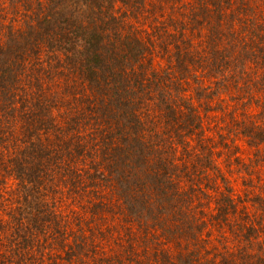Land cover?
Instances as JSON below:
<instances>
[{
    "label": "trees",
    "instance_id": "obj_1",
    "mask_svg": "<svg viewBox=\"0 0 264 264\" xmlns=\"http://www.w3.org/2000/svg\"><path fill=\"white\" fill-rule=\"evenodd\" d=\"M224 4L234 11L222 14ZM222 33L229 40L227 54ZM160 51L174 52L175 72L156 67ZM243 53L253 57L251 64L249 58H239ZM255 60L264 64V0H0V177L36 181L42 170L31 166L34 157L46 167L51 164L47 159L54 157L75 161L82 143L73 140L80 132L79 118L88 110L98 122L88 130L89 142L102 133L97 129L103 123L108 131L117 128L119 140L130 144L136 168L143 162L149 165L152 193L160 192L156 184L170 182L177 186L174 192L188 196L193 206L190 190L201 189L198 180L203 177L209 187L214 182L220 195L222 264H264V174L257 176L262 183L252 212L244 202L249 199L246 181L243 198L216 160L207 156L201 167L196 166L200 152L192 140L202 139L205 120L189 92L192 78L199 84L194 86L195 92L200 91L198 97L211 96L207 84L212 72L229 79L234 77L228 76L233 67L239 73L245 70L250 80L251 67L259 66ZM38 78L37 90L27 87ZM143 102L155 110L147 145L139 137L138 125L133 132L125 128ZM58 106L63 112L55 124ZM68 111L74 116L62 118ZM253 129L249 145L258 146L260 159L255 163L261 170L264 116ZM112 143L113 139L108 141ZM117 150L122 147L111 149L106 169L116 179L119 196L125 198L129 190L123 186L122 173L113 170L122 164L121 155L113 153ZM99 173L104 177L103 171ZM160 194L164 197L166 192ZM143 200V196L128 200V208L140 206ZM150 202L158 210L157 223L170 217L164 200ZM198 221L190 222L188 229L202 239L197 231L201 233L207 219Z\"/></svg>",
    "mask_w": 264,
    "mask_h": 264
},
{
    "label": "rangeland",
    "instance_id": "obj_2",
    "mask_svg": "<svg viewBox=\"0 0 264 264\" xmlns=\"http://www.w3.org/2000/svg\"><path fill=\"white\" fill-rule=\"evenodd\" d=\"M192 3L198 8L196 2ZM230 8L227 4L222 5V14H231L234 9ZM124 11L125 8L121 13ZM227 41L222 33V49L226 54L231 51L225 48ZM175 56L174 52L160 51L156 67L168 74L175 72ZM241 57L249 58L248 64H251V55L239 54ZM258 63L259 66L254 64L253 69L251 67L250 80L245 70L239 73L236 67L230 68L228 76L234 74V77L229 79L222 80V74L212 72L213 79L207 84V93H212L209 97H198L196 94L200 91L195 92V87L199 84L189 77L192 84L189 92L205 120L203 140H192L200 156L197 161L192 158L191 162L196 161L199 167L207 156L216 160L232 180L236 194L243 198L247 188L243 182L246 181L249 199L244 202L252 212L256 202L254 198L260 195L257 176L264 174V167L258 170L255 163L260 159L256 152L258 146L249 145L253 124L256 125L264 116V64ZM197 71V76L202 79L201 70ZM40 82V78L34 79L27 87L35 91V85ZM140 106L135 120L126 121L128 126L125 128L133 132L134 125H138L139 137L147 145L150 140L147 129L154 119L155 110L149 108V102ZM59 108L53 112L54 123L63 112ZM83 113V119L80 116L78 123L80 132L73 140V143H82L75 161L54 157L53 162L47 159L51 164L46 167L32 157L33 169L42 170L36 181L23 183L12 175L0 177V264H184V261L222 264V217L218 214L220 195L214 191L215 183L210 181L209 187V181L203 177L202 182L197 179L201 189L190 190L195 203L193 206L188 196L174 192L177 186L170 185V182L161 185V189L156 184L160 192H166L164 197L160 192L152 193L149 189L151 181L147 180L149 165L141 162V167L136 168L130 144L119 140L117 128L108 131L105 123L97 129L102 133H97L96 141L89 142L91 133L88 130L98 122L93 118L96 116L94 112L87 110ZM70 115L74 116V113L68 111L62 118ZM108 134L110 137L106 138ZM111 139L114 143L108 144ZM117 146L122 150L113 153L120 154L123 159L122 164L114 166L113 170L122 173L123 186L129 190L125 198L119 196L116 179L106 169L108 156L112 159L109 153ZM261 148L264 156V144ZM188 161L192 165L190 159ZM196 190L198 194L194 193ZM139 196L144 197L143 203L129 209L128 200L139 199ZM150 197L165 201V212H169V218L157 223L155 214L158 210L150 202ZM201 218L207 219L202 224L201 233L197 231L202 239L194 238L188 229L189 223H197Z\"/></svg>",
    "mask_w": 264,
    "mask_h": 264
}]
</instances>
